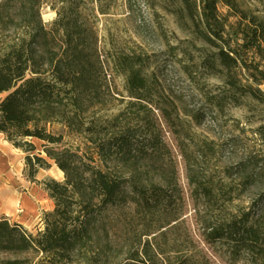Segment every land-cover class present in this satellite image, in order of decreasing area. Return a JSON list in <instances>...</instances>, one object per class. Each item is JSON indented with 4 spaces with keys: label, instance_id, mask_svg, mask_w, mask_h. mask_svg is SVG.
Here are the masks:
<instances>
[{
    "label": "rangeland",
    "instance_id": "1",
    "mask_svg": "<svg viewBox=\"0 0 264 264\" xmlns=\"http://www.w3.org/2000/svg\"><path fill=\"white\" fill-rule=\"evenodd\" d=\"M16 1L38 2L47 31L53 30L56 20L71 16L83 26L86 48L97 53L101 64V71L94 73L96 94L78 113V130L54 125L51 132L62 134L63 143L81 155L91 148L92 136L101 141L132 129L140 147L135 161L140 177L171 194L168 207L134 220L128 217L121 232L110 231L118 260L137 252V264H253L244 252L233 253L228 243L214 241L207 234L209 227L230 214L247 211L264 189V183L242 192L238 186L255 163L264 171V39L258 47H242L239 31L250 35V28L255 27L252 18H256L254 24H264V0H233L236 9L218 4L226 26L222 38L244 62L230 74L239 86L258 90L261 101L238 94L235 101L231 99L234 93L226 84L227 71L220 68L214 75L203 65L215 49L197 39L188 19L180 22V4L173 0ZM125 59L138 62L133 69L154 84L157 94L148 97L150 104L128 96L123 73L127 67L121 64ZM213 101L220 102V107ZM160 110L167 111L170 119H164ZM31 142L36 148L33 155L45 158L42 142ZM11 150L16 165L13 190L20 199L14 213L34 235L42 229L43 213L53 209L52 201L43 195L42 183H62L63 174L47 160L50 168L38 170L35 182L29 183L23 175L25 154ZM242 162L247 169L235 170ZM200 185L211 186L209 196ZM230 188H234L233 197L225 195ZM25 198L38 208L34 216L26 214L27 207L21 204ZM143 247L148 257L142 256Z\"/></svg>",
    "mask_w": 264,
    "mask_h": 264
},
{
    "label": "trees",
    "instance_id": "2",
    "mask_svg": "<svg viewBox=\"0 0 264 264\" xmlns=\"http://www.w3.org/2000/svg\"><path fill=\"white\" fill-rule=\"evenodd\" d=\"M173 1L180 4V22L188 19L197 39L215 49L203 65L214 75L221 72L220 68L227 71L226 84L234 93L231 99L235 101L233 97L238 94L261 101L258 90L239 86L230 74L244 62L222 38L226 26L218 4L236 9L233 0ZM39 7L35 1L0 0V135L25 154L23 175L27 181L34 183L38 170L50 168L47 160L62 172L64 181L42 183L53 209L43 213L42 229L34 235L0 217V264H137V252H128L118 260L109 235L121 232L128 217L134 220L168 207L171 194L160 184L140 177L135 162L140 147L132 129L120 130L101 141L92 136L88 140L91 148L81 155L63 143L62 134L51 132L54 125L70 132L78 130V113L96 94L94 73L102 68L97 53L86 48L79 22L71 16L58 19L53 30L47 31ZM255 19L251 20L255 27L250 28V35L239 30L242 47H258L259 40L264 39V24H254ZM121 64L127 67L123 73L128 96L150 104L148 97L157 94L154 84L133 69L138 62L125 59ZM211 104L220 107L218 101ZM160 111L164 119H170L167 111ZM34 139L42 142L45 158L33 155ZM253 167L249 176L239 180V192L264 183L263 168L256 163ZM246 169L244 162L235 168L239 172ZM200 190L209 196L211 186L200 185ZM232 193L234 188L225 195L233 197ZM207 237L228 243L233 253L244 252L253 264H264V189L247 211L230 214L209 227ZM143 249L142 256L148 257Z\"/></svg>",
    "mask_w": 264,
    "mask_h": 264
},
{
    "label": "crops",
    "instance_id": "3",
    "mask_svg": "<svg viewBox=\"0 0 264 264\" xmlns=\"http://www.w3.org/2000/svg\"><path fill=\"white\" fill-rule=\"evenodd\" d=\"M15 150L16 149H14V151ZM20 181L25 182L24 179H21ZM15 183V156L11 150L10 144L4 140L2 135H0V217H6L10 222H15L27 227L25 223H22L19 220V216H16L14 213L18 201L13 190ZM43 195H47L44 190ZM18 203H20V199ZM21 204L27 207L25 210L29 217L34 216L38 211V208H35V205L30 199L28 200L25 198L24 201H21Z\"/></svg>",
    "mask_w": 264,
    "mask_h": 264
}]
</instances>
